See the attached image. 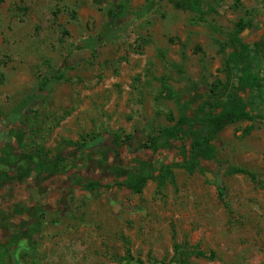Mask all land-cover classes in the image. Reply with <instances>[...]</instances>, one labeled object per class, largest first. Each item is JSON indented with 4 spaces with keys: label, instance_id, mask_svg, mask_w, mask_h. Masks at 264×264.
I'll return each mask as SVG.
<instances>
[{
    "label": "rangeland",
    "instance_id": "374dc122",
    "mask_svg": "<svg viewBox=\"0 0 264 264\" xmlns=\"http://www.w3.org/2000/svg\"><path fill=\"white\" fill-rule=\"evenodd\" d=\"M202 6L198 14L172 0H130L129 15L113 30L112 12L101 0H0V117L20 114L0 155V174L14 166L34 171L47 205L55 203L49 183L69 197L66 186L79 175L109 182L135 158L156 168L179 159L170 150L140 147L179 117L167 84L186 82L176 91L187 97L185 88L195 83L206 94L227 78L221 44L237 24L257 23L241 30L245 41L264 35V0H241L239 7L235 0H203ZM257 62L264 82V58ZM62 70L65 79L41 90L42 79ZM83 141L93 155L76 147ZM217 144L218 163L194 173L175 168V184L159 190L151 179L138 193L76 189L79 200L68 208L73 220L32 226V236L41 235L32 247L46 249L38 258L22 252L17 259L25 235L2 225L20 200L13 214L0 209V264H264V121L231 123ZM37 161L44 169L56 166L55 175L45 170L37 177ZM71 234H86L90 246L72 250Z\"/></svg>",
    "mask_w": 264,
    "mask_h": 264
},
{
    "label": "trees",
    "instance_id": "16d2710c",
    "mask_svg": "<svg viewBox=\"0 0 264 264\" xmlns=\"http://www.w3.org/2000/svg\"><path fill=\"white\" fill-rule=\"evenodd\" d=\"M202 1L172 0L176 8L204 14ZM101 2L112 12V22L108 25L114 30L116 20L129 15L130 0H120L115 4H109L104 0ZM235 5L239 7L241 0H235ZM253 25L257 26L253 20L240 21L237 24L238 29L230 34L229 40L221 44L227 78L225 81L218 80L209 88L206 93L207 99L203 100L206 94L202 93L195 83L185 88L184 91L189 94L187 97L183 96L182 90L176 91L174 87L167 84V88L177 96L179 117L175 119L171 116V120H175L174 124L160 129L155 136L147 135L140 147L151 149L154 154L170 150L176 152L179 159L169 160L156 168L147 158H135L133 162L125 164L124 175L118 174L107 184L93 180L86 183L84 187L88 190L124 187L138 193L151 179L157 182L159 190L168 182L175 184V168L194 173L197 170L203 171L208 168L207 164L218 163L219 134L229 124L241 120L264 121V82L257 71L258 59L264 58V35L254 41H245L240 36L243 28L251 29ZM84 46L85 44L81 42L77 47ZM69 62V60L66 61L67 67L70 65ZM65 78V70L44 78L40 85L41 90L45 91L53 82ZM115 137L114 134L113 138ZM131 137L129 136L128 139ZM88 146L87 141L76 144L78 149L87 153ZM233 170L254 178V174L245 168L237 167Z\"/></svg>",
    "mask_w": 264,
    "mask_h": 264
},
{
    "label": "flooded vegetation",
    "instance_id": "af4514ba",
    "mask_svg": "<svg viewBox=\"0 0 264 264\" xmlns=\"http://www.w3.org/2000/svg\"><path fill=\"white\" fill-rule=\"evenodd\" d=\"M19 119H20L19 113L17 114L13 113L7 118H4L2 116L0 117V155H2L1 152L6 146V142L10 140V135H11L10 131L12 130V128L16 126ZM88 152H90V156L93 155V150L89 151L88 149ZM42 163L43 162L41 161L40 162L37 161L36 169H34L35 172H37L38 174L37 177L39 178H41L40 174L43 175L45 171ZM18 164L19 165L21 164L23 167V163H18ZM124 164H125L124 161H122V163L120 164L121 167H124ZM14 167H11V169H9V171L6 172L4 175L0 174V184L2 188L1 190L3 191L4 189L3 192H0V209L6 212L7 214H13L14 209L12 208H14L17 201L20 200V205L18 206L16 205L18 212L14 211V214L16 213L17 216L14 215L13 217H9L8 220L5 219L4 223H2L3 228L4 227L6 228L5 232H10L12 230H20V232L25 235V238L21 240L20 246L15 251V257L17 259L21 257L22 252H26V253L36 252V257L38 258L40 256H43L46 251L45 248H43V250L37 249V251H35V248L32 247L31 243L33 241H36L34 239L35 236H37V240L41 236L40 234H35V236L34 235L32 236L33 232L30 233V231L32 230L31 228L34 224H38L40 227V224L42 225V223H40V220L45 219L49 221L50 224L53 225V228H55L54 225L60 226L62 222L61 220H63L64 218H68L69 221L73 220L74 218L72 216V212H70L68 208L69 207L70 209L72 208L71 199L77 201L79 200L75 190L80 189L83 191H87L88 189H86L84 185L93 180H99L103 184L108 183V181L106 182L103 181L102 180L103 178L96 177L95 175H93V173L90 174V176L79 175L73 180L72 185L66 186L67 192L69 193V197L66 194H61L58 185L55 184L53 186L51 183H49L48 190L50 195L48 197L50 196L53 197L55 203L54 204L49 203L46 205L45 202L42 200L43 194L39 192L38 186L35 183L36 175L33 173L34 171L26 172V170L23 169L24 167L22 168V171L21 169L20 171H18L19 166L16 167L17 169H14ZM55 171H56V166H53L51 169L48 170V174L53 176L55 175L54 174ZM88 172H90V170H88ZM54 181L56 182L55 178ZM95 189L99 191L106 190L104 187L95 188ZM89 190H93V189H89ZM72 192L74 193L72 194ZM30 194H34V196H37L38 202H34V196H31ZM39 200L41 203L39 202ZM42 210H46V215H45V211ZM19 212H21L22 216H20V218L18 219ZM34 216L36 217V221L32 220ZM13 218L22 221L21 223L22 226L20 228H13L12 226ZM46 222H44V224ZM73 234H71L70 238H68V245L71 246L72 250H76L78 248H87L88 246H90V243L88 242V240L90 239L87 237L86 234H83L79 238L72 236ZM58 261H60L59 258ZM30 262H35V259L30 260L29 263ZM21 264H24V262H21ZM147 264H151V263H147Z\"/></svg>",
    "mask_w": 264,
    "mask_h": 264
},
{
    "label": "water",
    "instance_id": "95a60500",
    "mask_svg": "<svg viewBox=\"0 0 264 264\" xmlns=\"http://www.w3.org/2000/svg\"><path fill=\"white\" fill-rule=\"evenodd\" d=\"M245 30H249V29H245ZM171 84L173 85L174 89L175 90H178L179 88H183L184 85L186 84V82H174V81H170ZM205 175L207 176V178H211L210 176H212L213 178H215V176L213 174H211L210 172H206ZM132 264H140V263H136V262H133ZM158 264H161V263H158ZM175 264V263H173Z\"/></svg>",
    "mask_w": 264,
    "mask_h": 264
}]
</instances>
